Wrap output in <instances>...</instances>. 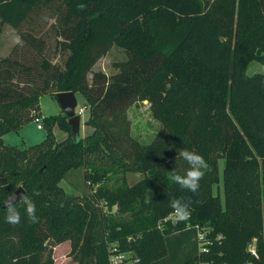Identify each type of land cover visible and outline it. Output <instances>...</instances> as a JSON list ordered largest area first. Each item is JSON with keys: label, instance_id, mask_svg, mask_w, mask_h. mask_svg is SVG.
<instances>
[{"label": "trees", "instance_id": "16d2710c", "mask_svg": "<svg viewBox=\"0 0 264 264\" xmlns=\"http://www.w3.org/2000/svg\"><path fill=\"white\" fill-rule=\"evenodd\" d=\"M0 17L22 41L0 58V264H57L52 249L65 240L77 264H110L114 248L132 252L134 264H264V72L247 71L251 60L264 64V0H0ZM51 35L60 63L45 51ZM113 44L127 57L90 79ZM64 90L84 94L92 132L76 137L62 112L45 116L41 142H6L41 112L42 93ZM139 98L161 124L150 142L132 133L129 108ZM55 126L68 136L57 140ZM182 149L207 163L197 193L171 180L189 167ZM221 157L224 201L214 192ZM76 169L90 184L83 195L62 183ZM126 170L144 177L107 182ZM20 186L13 226L3 203ZM171 199L190 200V217L159 227ZM114 204L129 215L115 216ZM254 238L259 257L248 250Z\"/></svg>", "mask_w": 264, "mask_h": 264}, {"label": "rangeland", "instance_id": "374dc122", "mask_svg": "<svg viewBox=\"0 0 264 264\" xmlns=\"http://www.w3.org/2000/svg\"><path fill=\"white\" fill-rule=\"evenodd\" d=\"M17 40H20V34L18 33V31H16L9 23L4 22L0 17V58L7 56L13 50V48L18 44ZM56 40L57 37L55 35H51L50 37H48L45 51L54 62L57 61L60 63L62 62L64 56L60 53L59 48H56ZM126 57V50L117 44H113L108 53L103 55L93 66L92 70L89 73L90 79L95 70L101 69L108 74L115 73L118 70L115 63L117 61L125 59ZM247 71L250 74L264 72V64H262L258 60H251L248 64ZM77 98L79 105H83L86 103V99L83 93L78 92ZM39 104L40 110L45 116L64 112L57 96L51 92L42 93L40 96ZM89 115L90 110L87 107L82 117L83 123H86V119L89 117ZM129 116L132 122V133L143 142H150L155 137L157 131L160 129V121L154 116L151 109V103L147 99L139 98L136 102H134L129 108ZM43 124V128H38L37 122L32 118L31 120L22 124L20 128L13 129L7 132L4 135V138L6 142L16 144L20 147H26L30 144L41 142L46 137L48 131L45 125V120L43 121ZM83 130L84 132L87 131L85 130V127L83 128ZM92 131H88V133ZM54 132L56 133L57 140H61L65 136L64 130L60 129L58 126L54 127ZM224 165L225 159L221 157L219 159V180L214 185V192L220 195L222 201H224L225 199ZM142 177H144V174L141 172L126 170L114 175L112 174L111 177L107 179V182L112 185L125 183L127 185L133 186ZM62 183L67 190L75 194L83 195L85 191L90 190V184L86 183L84 179L83 169L73 170L67 179L62 180ZM117 207V204H114L111 209L112 213L115 216L129 215V212L116 214L115 211L117 210ZM254 245H256L258 250L259 243L257 242L256 238L254 241ZM70 249L71 246L69 240H65L55 244L52 249V256L54 257L55 262L57 264H77V262L73 259V256L69 254ZM258 252L260 251L258 250ZM130 255H133V258H136V256L132 252L129 253L128 256Z\"/></svg>", "mask_w": 264, "mask_h": 264}, {"label": "clouds", "instance_id": "9594fccd", "mask_svg": "<svg viewBox=\"0 0 264 264\" xmlns=\"http://www.w3.org/2000/svg\"><path fill=\"white\" fill-rule=\"evenodd\" d=\"M79 7L83 8L84 5H80ZM17 43H22V41L17 40ZM178 157L183 159L189 167L183 175L173 172L171 180L178 185L180 189L197 193L200 188V180L203 178L207 168L206 161L202 155L187 149L180 150L178 152ZM32 195L39 196L40 192L37 189H33ZM150 199V197H146L145 202H150ZM16 200L17 196L15 192L9 193L5 200V222L13 226L18 225L21 221L20 211L14 203ZM190 203V200L182 199H171L169 201V206L173 210L170 217L173 223H180L188 220L190 217ZM24 207L29 222L38 223L39 217L36 215L35 203L31 202L28 198H25ZM255 254L256 253H253V255Z\"/></svg>", "mask_w": 264, "mask_h": 264}, {"label": "built area", "instance_id": "2783aa9c", "mask_svg": "<svg viewBox=\"0 0 264 264\" xmlns=\"http://www.w3.org/2000/svg\"><path fill=\"white\" fill-rule=\"evenodd\" d=\"M87 107L88 106L86 103L83 105L78 104L76 107V112L80 113L81 116L83 117L84 111ZM44 118H45V115L42 112H38V113L34 114L33 119L37 122L38 128L44 127V124H43ZM172 211H170L168 214H166L165 216H163L159 219V221H158L159 227H163L164 223L168 222V221L173 223L172 219L170 218ZM174 224H176V223H174ZM196 227H197V231H198V240H199V244H200V249L208 250L207 244L209 243V239L207 238L206 231L202 228V226L200 224H196ZM254 241H255V238L249 244L248 250L252 254L256 253L254 256L259 257V252L257 250L256 245H254ZM129 253H131V252L130 251H123V250H119L117 248H114L110 254V264H134L137 259L133 258L134 257L133 255L128 256ZM211 263H212L211 261H201L200 262V264H211Z\"/></svg>", "mask_w": 264, "mask_h": 264}, {"label": "water", "instance_id": "95a60500", "mask_svg": "<svg viewBox=\"0 0 264 264\" xmlns=\"http://www.w3.org/2000/svg\"><path fill=\"white\" fill-rule=\"evenodd\" d=\"M56 96H57L59 102L61 103V106L64 110V113L68 116V121L71 125L73 134L76 137L81 136L82 135V120L83 119H82L81 114L76 112V107L78 105V98H77L76 92L73 90L57 91ZM64 132H65L64 133L65 134L64 138H65L68 136V132L67 131H64ZM14 192L17 196L16 201H18L19 199H21V197L23 195L24 188L22 186H20ZM5 200H4L3 206L6 207Z\"/></svg>", "mask_w": 264, "mask_h": 264}, {"label": "crops", "instance_id": "0c3cea01", "mask_svg": "<svg viewBox=\"0 0 264 264\" xmlns=\"http://www.w3.org/2000/svg\"><path fill=\"white\" fill-rule=\"evenodd\" d=\"M78 92H76V94H77ZM41 111V110H40ZM42 112V111H41ZM85 127V130H87V131H85L84 132V130H83V128ZM94 128H93V126L92 125H88V124H86V123H83L82 122V130H83V132H82V135L84 134V135H86L87 133H88V131H92Z\"/></svg>", "mask_w": 264, "mask_h": 264}]
</instances>
